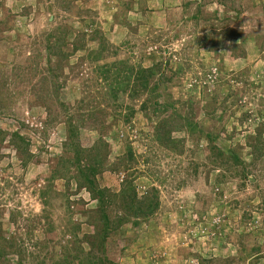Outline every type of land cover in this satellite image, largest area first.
I'll return each instance as SVG.
<instances>
[{
	"label": "rangeland",
	"instance_id": "obj_1",
	"mask_svg": "<svg viewBox=\"0 0 264 264\" xmlns=\"http://www.w3.org/2000/svg\"><path fill=\"white\" fill-rule=\"evenodd\" d=\"M0 21V230L11 264H264V0H0ZM92 29L106 40L99 61ZM80 42L66 58L54 52ZM123 63L160 64L159 97L122 74L115 99ZM78 159L95 165L110 201L105 245ZM153 190V215L127 214L123 191L139 200Z\"/></svg>",
	"mask_w": 264,
	"mask_h": 264
},
{
	"label": "trees",
	"instance_id": "obj_2",
	"mask_svg": "<svg viewBox=\"0 0 264 264\" xmlns=\"http://www.w3.org/2000/svg\"><path fill=\"white\" fill-rule=\"evenodd\" d=\"M48 8L50 9V8H52V6L50 5V6H48ZM0 22H2V21H0ZM4 22H5V20H4ZM90 25H92V22L88 21L87 26L91 27ZM91 31H92V36L89 37V40H92V42H96L99 45V48L97 51L94 50V52L93 51L90 52V54L93 56V60L99 61L102 58V54L106 50V40L103 37L100 30L92 29ZM51 37H53V35L48 36V41H49L48 47H50V49L53 50V48H55V46L57 44L59 45L61 43L60 40L64 39V41L66 42L68 34L65 33V34H63L62 37H60V36L56 37L55 43L50 42ZM83 48H84V45L82 44V42H80V43H75V46L73 48V52L69 53L70 55H68L67 53L66 54L63 53V51H60L59 53H57L56 51H54V52L56 54H58L59 56L66 58L68 56L75 54L76 52H78L80 50H83ZM106 67H107L106 65L101 67V69H102L101 74L104 75V77H103L104 80L108 79L107 73L110 72V69H107L106 71H104L106 69ZM115 74L118 77V80L116 79V81H118L117 82V90L114 89L115 93L113 95L115 99L120 98V94L123 93L125 90L124 88L126 86H124L125 83H123L124 78H125L126 82H128V83L130 82V80L132 78L134 79V83L136 84L135 86H137L136 88L138 89V91H136V92H140L141 90H144L145 92L148 91L151 94L155 93V98L159 97L158 90L160 88V83H158V82L164 81L163 80L164 72L161 70L160 64H157L151 68L140 67L139 69L136 70L133 67L129 68L126 63H123L122 68H116ZM122 74H125L124 78H122ZM157 74L160 75L159 80L156 81L154 83V85L150 86V82H151L150 80ZM119 81H121V82H119ZM67 130H68V135H69L70 139L72 140L71 145H72L73 149L76 151H81L78 148L79 143H75V142H78V138L80 137V132H78L79 129L77 127H75L74 125L69 124ZM164 132L168 133V131H164ZM170 135H171V133H170ZM15 136L21 142H26L24 137H22L21 135L15 134ZM158 140L162 141V138L160 135H158ZM168 141H169V144H171L173 140L168 139ZM12 142L14 143L15 141H12ZM20 146L21 145H18V147H17L18 150H20ZM214 146H215V149H217V152L219 155V153H221L222 151L220 149H218L216 147V145H214ZM129 160H133L132 153H131V157ZM234 160L237 161V157H234ZM77 162L79 165L80 164L79 159L77 160ZM79 172L81 175L80 177L86 181L84 185H81V187L87 188L88 191L91 193L92 198L95 199L99 203L100 216L97 220V227H96V229L94 231L95 233L93 235H95L98 238V240L102 239V241H103L102 245H105L107 243V241L110 240L109 233H111L113 231L112 221H111L110 216L108 215V212H107L108 204L110 203V201H108L106 198L107 192L103 189L97 188L95 185V174H96L95 165H93V164H88L87 166L79 165ZM247 177L248 176H246V178ZM130 191L132 192L131 189H130ZM131 192L127 191V193H126L125 191H123V193L120 194V197L122 198L123 203H125L124 206H126L125 208H127L125 210L127 212V214L132 213L136 218L149 217V216L153 215L155 213V211L158 209L159 201H158L157 192L155 190H153L151 196L148 195V196H146L142 199H139V200L137 198V195L133 194ZM117 195H116V197H119V195L118 196ZM136 223H138V222L136 221ZM6 250H7V248L5 246V238L3 235V230L2 231L0 230V264H11V262H12L10 257L7 256L8 254H7ZM80 262H81V264H105L106 262H107V264H112L113 261L110 260L109 257L107 259H104L103 257L92 258L91 256H89V258L86 259L84 262L83 261H80ZM18 263L23 264L21 260H19ZM55 264H72V263L69 261V259H65V261H63V262L57 261V262H55Z\"/></svg>",
	"mask_w": 264,
	"mask_h": 264
}]
</instances>
